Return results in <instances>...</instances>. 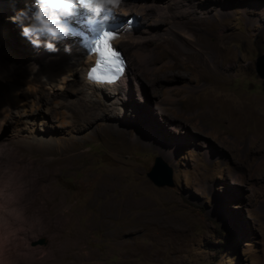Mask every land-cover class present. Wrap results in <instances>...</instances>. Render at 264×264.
I'll return each mask as SVG.
<instances>
[{
    "label": "rangeland",
    "instance_id": "obj_1",
    "mask_svg": "<svg viewBox=\"0 0 264 264\" xmlns=\"http://www.w3.org/2000/svg\"><path fill=\"white\" fill-rule=\"evenodd\" d=\"M130 1L146 15L124 22L139 16L146 33L116 46L131 73L117 100L91 95L74 67L63 89L41 86L37 66L60 53L35 62L39 48L10 20L35 0H0L11 105L0 162L28 224L5 253L19 246L13 264H264V0ZM158 157L174 188L149 179ZM44 204L69 241L53 252L33 210Z\"/></svg>",
    "mask_w": 264,
    "mask_h": 264
},
{
    "label": "bare ground",
    "instance_id": "obj_2",
    "mask_svg": "<svg viewBox=\"0 0 264 264\" xmlns=\"http://www.w3.org/2000/svg\"><path fill=\"white\" fill-rule=\"evenodd\" d=\"M34 3L35 2L31 3L30 7ZM123 3H124L123 7L118 10V11H121V13L123 15H120L121 13L120 14L115 13L116 18H118V20L117 19H114V20H116L117 22L124 21L123 17L128 15V14H130V13H132V12H134V10L137 11V12H140L141 14H144V16L146 15L145 13H143V11L140 10V7H137L136 4L133 5V3L130 0H124ZM131 4L133 6H130ZM119 7H121V4H120ZM126 7H129V8L127 9ZM135 16H131V17L136 18L137 21H141V18L139 16H136V17ZM129 17H127V19ZM127 19L125 21H127ZM139 27L140 26H137L136 28L131 29V30H128L126 27L121 28L120 29L121 36H120V38L118 40H116L114 42V45L117 46L119 43L125 42L126 39H128V40H132L133 39V40H136V41L140 40V39H143V35L146 33V30L144 28H142V30L140 31L141 28H139ZM61 42H62L61 46L63 47V49L62 50L58 49V52L60 54H59L58 58L56 60H54V65L53 64H50V65L47 64L49 67H41V68H39V66H37V68L40 71V72H38V74L41 77V83H42V84H40L41 86L42 85L43 86L44 85L50 86L52 90H58V89L61 90V89H63L65 84L70 83L69 82V78L72 76V68L74 67V69H77L79 71L78 73H81L83 75L82 76L83 77V83L85 84V86L87 88L90 89V91H91L90 94L93 95L94 97L95 96L101 97V95H103V92L106 90V92L108 94H110V96H113L117 100H119L120 98L126 99V97H127L126 89L121 87V84H123V83L127 84V81H128V78H129L128 76L131 74V73H129L128 70L126 71V74L124 75V77L119 82H117L115 84H103L102 85V84H99V83H94V82L89 80L88 72H89V69L92 66H94V64L96 62V57L86 56L84 54V52L80 48L75 46V43L73 41H71V40L61 41ZM67 47L71 48V52L70 53L65 51V49ZM38 53L39 54H38V57H37V61L35 60V62H37V63L40 62V64L42 63V66H43L44 62L49 63L50 62V57L55 54V53L48 52L43 47L39 48ZM53 59L51 61H53ZM68 62H70V63H68ZM37 63H35V64H37ZM61 64H62V66L64 65V70L67 73H65V74L61 73V66H60ZM2 67H4V65ZM37 68H35V69H37ZM4 70H5V68L3 69V68L0 67V88L7 87L8 83H9V78H8L9 76L7 75V73ZM133 76L136 77L135 74H133ZM40 85L38 86L39 87L38 88V92L41 91V88H40L41 86ZM109 85H113V86H109ZM7 93H8V90L5 93L4 92H2V93L0 92V110L2 109V111L4 110L5 107L11 106V105H9V101L10 100L5 97V95L7 96ZM97 101H99V100H97ZM2 111H1V113H3V114H0V124L3 121V119L5 118V112H2ZM5 152H2L1 149H0V157L1 158H3V156L6 155V154H4ZM7 168L8 167H6V165L4 167L3 163L0 162V176H5V177L6 176H11L7 172L8 171ZM12 191H14V190H12ZM14 192H16V191H14ZM20 198H19L18 193H17V201L18 202L15 205H13V206H15V207L19 208L20 210H22L23 218L22 219H16L15 217H6V220H7L6 225L3 226V227H0V264H13V262H15V261H13L14 258L12 256L13 255L15 256V253L17 251H19V246L16 247V245L13 244L14 246L13 245L12 246H13L14 250H12L11 254L5 253L4 247H5V245L7 243H8L7 245L10 244L9 243L10 242L9 238H10L11 235L12 236L13 235L14 236L15 235H19L20 236V233H21L22 229H24V232H25V230H27L26 228L28 227L27 216L25 215L27 211H26L25 207H23L24 205L22 206V204H21V202H22L21 200H23V199H20ZM33 210H34V214H35L36 210L37 211L39 210V213L42 212V213H40V215H41V218H42L43 226H45V228L47 229V231L51 235V243H52L51 247H55V246H58L59 248L66 247L69 244V241L67 239L63 240V238L65 237V233H66V227L62 226L63 223H64L63 219L62 218L59 219V217L65 215V212L62 213V214L57 215L58 216L57 219H59V220H58V223H57L58 225H55L54 223L51 224V223L48 222V219H50V217H49L50 208L46 204H44L42 207H39V208L36 207ZM107 210H111L110 205H109ZM123 210L126 211V209H123ZM35 215H33L32 217H36ZM105 215H107V214H105ZM70 221L71 220L69 219V222ZM27 233L28 232H26V234ZM12 236H11V238H12ZM21 239H23V237ZM25 239H27V238H25ZM22 247L24 248V246H22ZM20 248H21V246H20ZM55 250H56V247L51 252H53ZM10 251H11V249L8 251V253Z\"/></svg>",
    "mask_w": 264,
    "mask_h": 264
},
{
    "label": "clouds",
    "instance_id": "obj_3",
    "mask_svg": "<svg viewBox=\"0 0 264 264\" xmlns=\"http://www.w3.org/2000/svg\"><path fill=\"white\" fill-rule=\"evenodd\" d=\"M120 4L121 0H35L30 8L18 11L16 15L10 17V20L12 23L21 26L22 36L35 48L43 47L48 52L55 53L58 52V48L53 41H67L63 40L69 35V27L65 24V20L76 15L78 6L92 11L96 18H99L101 13L106 14L99 28L102 34L107 30L108 21ZM89 23H95V19H91ZM65 51L70 53L71 48L67 47ZM123 57L127 62V71L129 68L128 61L125 55ZM33 67L36 68L35 65ZM12 180V176H0V227L6 225V217L23 218L22 210L13 206L18 201L17 193L11 190Z\"/></svg>",
    "mask_w": 264,
    "mask_h": 264
},
{
    "label": "snow or ice",
    "instance_id": "obj_4",
    "mask_svg": "<svg viewBox=\"0 0 264 264\" xmlns=\"http://www.w3.org/2000/svg\"><path fill=\"white\" fill-rule=\"evenodd\" d=\"M130 25V21L128 22ZM118 33L106 30L90 48V55L96 57L94 66L89 69L88 78L95 83H115L125 70V59L114 46Z\"/></svg>",
    "mask_w": 264,
    "mask_h": 264
},
{
    "label": "water",
    "instance_id": "obj_5",
    "mask_svg": "<svg viewBox=\"0 0 264 264\" xmlns=\"http://www.w3.org/2000/svg\"><path fill=\"white\" fill-rule=\"evenodd\" d=\"M122 54L124 55L123 52ZM256 70H257L259 77L261 79H264V54L257 59ZM148 177L159 188H165V187L174 188L175 187L173 169L161 157H158L155 159L154 166L149 172ZM40 244L44 245L45 241H41Z\"/></svg>",
    "mask_w": 264,
    "mask_h": 264
}]
</instances>
